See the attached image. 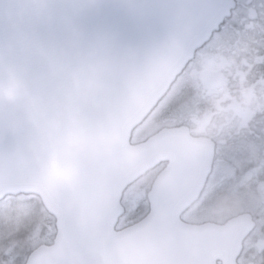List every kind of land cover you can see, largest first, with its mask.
<instances>
[{
    "label": "water",
    "instance_id": "95a60500",
    "mask_svg": "<svg viewBox=\"0 0 264 264\" xmlns=\"http://www.w3.org/2000/svg\"><path fill=\"white\" fill-rule=\"evenodd\" d=\"M234 7L233 0H102L82 19L86 34L100 38V55L109 58L127 44L145 52L139 79L118 100L106 89L100 101L94 85L108 67L86 57V41L60 30L45 34L61 45L59 58L0 76V117L15 114L35 158L27 170L0 160V202L36 196L56 221L53 243L25 264H236L255 227L249 214L223 226L181 221L204 190L213 144L192 139L185 129L130 144L132 132ZM17 26L27 21L0 20V37ZM161 163L169 167L148 194L149 214L116 231L125 191ZM95 213H102L101 222L92 221Z\"/></svg>",
    "mask_w": 264,
    "mask_h": 264
},
{
    "label": "flooded vegetation",
    "instance_id": "af4514ba",
    "mask_svg": "<svg viewBox=\"0 0 264 264\" xmlns=\"http://www.w3.org/2000/svg\"><path fill=\"white\" fill-rule=\"evenodd\" d=\"M234 2V10L232 11L230 17L225 20L224 25L220 29L219 33L215 34L212 37L211 41L196 54L192 63H190L184 73L178 78L176 83L172 86L170 91L167 93V95L164 97V99L160 102L158 107L149 117L152 119V117H154L157 112L160 115L157 116L158 120H156V124L160 126V128L149 138L160 133V131H162L163 129L184 128L187 130V133L191 138L207 139L210 141V143L214 145V161L211 173L207 178L200 199L198 200L196 205H194L188 211V213L193 212L194 208L198 204L208 201L209 199L211 203H213V201L218 198V194H222L219 192V189H216L214 190V192L210 193L213 184L221 186L219 185L218 177L220 170V161L224 160L225 164L226 162H228L229 165L233 164L234 167L237 168L238 166L243 164V166L240 168V170L243 171L241 175H239L238 180V183L242 184L241 186H256L264 181V146L260 147L259 151L253 154L258 156V161L256 162V164L251 161L248 156L244 160V163H242V161L239 159L242 153H248L250 156V153L252 152L253 147L250 148L248 151L245 150L247 148L246 144L249 143V136L252 135L251 137H254L256 141L258 139V134L256 131H249L250 120L252 116L247 113L246 108L233 110L229 109L231 113H229V110L222 109V113L218 114V107H213L215 102L221 104L222 106H226L227 104H237L239 106L242 105L248 107L253 104L251 102V92L248 87V83L245 80L247 71L249 70L248 60L241 58L242 53L235 54L237 53L236 49L238 50L242 47V45L239 43L253 42L252 44L249 43L248 46L261 47L263 50L259 53V58L261 59L264 57V36L257 37L250 36L249 34H246L245 36L241 34L227 35V32H225L226 28H229L230 30L236 32V27L242 26L241 28H243L244 32L249 33L248 30L252 31L255 26L264 24V0H234ZM223 32H225L226 34H223ZM218 38L220 42L226 43L227 45L217 47L216 50L209 49L210 46L214 42H216ZM256 40L260 41V44ZM228 43L236 44L228 45ZM230 46L233 47L232 50L230 49ZM211 54L229 56L230 58L228 59L230 60L231 67L227 70V72L223 73L224 76L211 74L208 72L195 76L200 75L202 77L201 85L204 86L207 91L217 92L221 96L225 95L224 101L218 99V94H216L215 98H201L202 96L199 95L196 99L197 91L193 84H185V78L192 74L195 65H197L200 61L199 59L202 58L203 60L205 57L207 59V57ZM197 70H200V63L198 64ZM191 76H193V74ZM214 78H218L220 84H214ZM227 79L229 82H227ZM184 105H190L191 107V113L187 116V118H183L180 115L178 116V114H175L174 112V109L181 108ZM163 109H166V112H163ZM222 116H226V118L224 119V123H218ZM235 123L241 124V127L240 129H237L232 133L231 128H233V125ZM143 124L141 126H143ZM136 131H134V133ZM243 132H245L247 136H243V141L239 142V138L241 137ZM261 136L262 140H264V129L261 131ZM148 139L144 138L140 143L145 142ZM231 157H234L233 162H231ZM236 158L237 162L235 161ZM168 167V163H162L161 165L157 166L154 170L150 171L142 179L144 180V182L148 181L146 189V198L148 193L152 189L157 177ZM249 167V171L251 172H248V170H246ZM246 172L247 175L251 176L249 181L247 177H244V174ZM222 196L225 197L226 195L222 194ZM252 217L254 222L256 223V228L243 242L242 249L236 261V264H264V243H260L259 245H257L258 241H254V235L258 229V223L264 217L262 213L261 216L252 214ZM182 221L186 224L196 226L207 223L218 224L213 221H187L183 217ZM258 246H260L261 250L257 249ZM215 264L222 263L216 262Z\"/></svg>",
    "mask_w": 264,
    "mask_h": 264
},
{
    "label": "clouds",
    "instance_id": "9594fccd",
    "mask_svg": "<svg viewBox=\"0 0 264 264\" xmlns=\"http://www.w3.org/2000/svg\"><path fill=\"white\" fill-rule=\"evenodd\" d=\"M102 5V0H0V20H26V27H14L0 37V76L20 71L25 63L42 65L59 58L63 49L59 43H50L45 34L57 30L87 42L86 57L106 65L108 75L94 87L101 93L111 89V98L118 100L128 84L139 79L140 63L144 50L127 44L113 56L105 58L98 49V36L86 34L82 19ZM0 160L19 165L27 170L35 163V158L27 147V137L22 131L19 119L12 112L0 117ZM93 222H101L102 213L91 217Z\"/></svg>",
    "mask_w": 264,
    "mask_h": 264
},
{
    "label": "rangeland",
    "instance_id": "374dc122",
    "mask_svg": "<svg viewBox=\"0 0 264 264\" xmlns=\"http://www.w3.org/2000/svg\"><path fill=\"white\" fill-rule=\"evenodd\" d=\"M242 27V26H241ZM237 26V31L234 32L233 30H230L229 28H226L225 32H227V35H243L245 36L246 34H249L250 36H256L249 33H245L243 28ZM223 34H226L223 32ZM258 37V36H257ZM218 41V42H217ZM216 42H214L209 49L216 50L217 47L220 46H226V43L220 42L219 38L217 39ZM236 43H228V45H235ZM242 45L241 48L238 50L236 49L237 53L239 54L242 52H246V47L249 45L248 42L245 43H239ZM252 44V43H250ZM230 49L232 50L233 47L230 46ZM235 51V52H236ZM221 54V53H220ZM220 54H211L210 56L206 57L202 60L199 59L200 61V70H197L198 64L195 65V68L187 78H185V84H193L197 91V96L196 99L198 98L199 95H201V98H210L216 96V94L219 95L220 100L224 101V96H221L219 93L214 92V91H207L204 86L201 85V79L202 77L195 76L198 74H204V73H211V74H217V75H223L224 72H227V70L231 67L230 58L227 55H220ZM191 76V77H190ZM220 78V77H219ZM227 82L228 79H227ZM253 84L257 87L261 86V84L255 79L253 80ZM263 87V85H262ZM195 91V92H196ZM226 92V91H225ZM194 101V100H192ZM239 105L237 104H227L225 107L222 106L221 104L215 102L213 107H218V114L222 113V109L225 110H233L237 109ZM251 106H254L251 104ZM240 107V106H239ZM229 110V113L231 111ZM163 112H166V109H163ZM175 114L180 115L183 118H187V116L191 113V107L190 105H184L181 108L174 109ZM157 116H160L159 113L157 112L154 117L149 118L143 126H141L134 134L132 137V144H139L144 138H149L151 135L156 133L160 126L156 124V120H158ZM226 116H222L220 121L218 123H224V119ZM151 119V120H150ZM149 121V122H148ZM241 124H234L233 128H231L232 133L240 129ZM249 134V133H248ZM246 133L243 132L241 137L239 138V142L243 141ZM251 135V134H250ZM247 136V135H246ZM252 136V135H251ZM249 136V143L246 144L247 148L245 150H249L250 148L253 147L252 152L250 153V156L248 153H242L239 157V159L244 163V160L248 156L251 161H253L255 164L258 161V156L253 155L254 153L259 151V148L261 147L259 143L254 139V137ZM252 155V156H251ZM237 156V154H236ZM234 157H231V162H233ZM237 162V158L235 160ZM243 166L241 164L240 166L234 167L233 164H228V162L225 161H220V166H219V185L213 184L212 188L210 190V193L214 192V190H218L222 194H225L226 196L223 197L222 194H218V198L211 203L210 199L208 201L202 202L198 204L193 212H187L183 218H185L187 221H195V222H202V221H213L218 224H223L226 221L230 220L231 218H234L236 216H239L243 213H250L253 215L261 216V213L263 214L264 217V181L259 183V185H251L250 187H244L241 186L242 184L238 183L239 180V175H241L243 170H240V168ZM250 167L246 170L249 171ZM237 170V171H235ZM249 174V173H248ZM244 177L248 178V181L250 180L251 176L247 175V172L244 174ZM243 177V178H244ZM142 181V180H141ZM140 182V181H139ZM138 182V183H139ZM147 183L148 181H143L141 184L134 185V187L129 188L124 196L123 200V206L126 210V213L124 217L122 218L119 229L128 227L132 224H135L139 222L142 218H144L148 212V204L146 200V189H147ZM141 205L143 211H141L137 215H133L134 210L136 209L137 205ZM262 218V217H261ZM25 226L28 227L29 230V224H25ZM37 238V237H36ZM36 238L34 240H36ZM254 241H258L259 245L260 243H264V218H262L261 221L258 223V229L254 235ZM51 244V243H48ZM48 244H39L41 245H48ZM36 246L35 248L39 247ZM258 250H261L260 246L257 247Z\"/></svg>",
    "mask_w": 264,
    "mask_h": 264
},
{
    "label": "trees",
    "instance_id": "16d2710c",
    "mask_svg": "<svg viewBox=\"0 0 264 264\" xmlns=\"http://www.w3.org/2000/svg\"><path fill=\"white\" fill-rule=\"evenodd\" d=\"M250 34L264 36V24L255 26ZM256 41L260 44V41ZM245 50L241 58L248 60L249 63L245 80L254 106L241 105L237 109L246 108L247 113L252 116L249 131L257 132V141L262 147L264 146L261 136V131L264 129V57L260 59L259 53L263 49L259 46H247ZM255 79L261 86L256 88L253 84ZM25 224L30 225L29 230ZM54 236L55 222L45 212L38 198L33 196L8 198L0 204V264H25L27 257L36 246L51 243Z\"/></svg>",
    "mask_w": 264,
    "mask_h": 264
},
{
    "label": "snow or ice",
    "instance_id": "6c2138e0",
    "mask_svg": "<svg viewBox=\"0 0 264 264\" xmlns=\"http://www.w3.org/2000/svg\"><path fill=\"white\" fill-rule=\"evenodd\" d=\"M141 211H143V209H142V207H141V205H137V207H136V209L134 210V212H133V215H137V214H139ZM123 214V213H122Z\"/></svg>",
    "mask_w": 264,
    "mask_h": 264
}]
</instances>
